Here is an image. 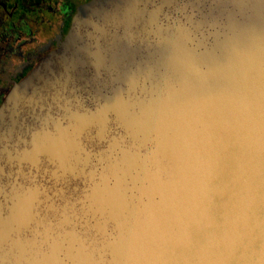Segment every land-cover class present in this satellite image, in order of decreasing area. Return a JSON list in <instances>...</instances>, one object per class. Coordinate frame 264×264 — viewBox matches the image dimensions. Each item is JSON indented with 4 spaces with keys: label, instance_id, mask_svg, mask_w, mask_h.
Listing matches in <instances>:
<instances>
[{
    "label": "water",
    "instance_id": "95a60500",
    "mask_svg": "<svg viewBox=\"0 0 264 264\" xmlns=\"http://www.w3.org/2000/svg\"><path fill=\"white\" fill-rule=\"evenodd\" d=\"M0 109V264H264V0H104Z\"/></svg>",
    "mask_w": 264,
    "mask_h": 264
},
{
    "label": "flooded vegetation",
    "instance_id": "af4514ba",
    "mask_svg": "<svg viewBox=\"0 0 264 264\" xmlns=\"http://www.w3.org/2000/svg\"><path fill=\"white\" fill-rule=\"evenodd\" d=\"M104 0H0V109L43 62L70 47L74 18Z\"/></svg>",
    "mask_w": 264,
    "mask_h": 264
}]
</instances>
